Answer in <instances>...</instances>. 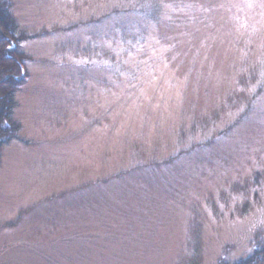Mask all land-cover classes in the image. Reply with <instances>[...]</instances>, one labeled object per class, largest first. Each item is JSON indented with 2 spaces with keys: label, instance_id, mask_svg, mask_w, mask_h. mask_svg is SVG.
<instances>
[{
  "label": "rangeland",
  "instance_id": "rangeland-1",
  "mask_svg": "<svg viewBox=\"0 0 264 264\" xmlns=\"http://www.w3.org/2000/svg\"><path fill=\"white\" fill-rule=\"evenodd\" d=\"M1 5L21 129L0 144V264L263 252L264 0Z\"/></svg>",
  "mask_w": 264,
  "mask_h": 264
},
{
  "label": "trees",
  "instance_id": "trees-1",
  "mask_svg": "<svg viewBox=\"0 0 264 264\" xmlns=\"http://www.w3.org/2000/svg\"><path fill=\"white\" fill-rule=\"evenodd\" d=\"M0 0V144L5 138L14 136L17 138L19 130L21 127H17L11 121V116L13 115V110L16 106L15 94H16V84L15 81H5L2 80L3 76L8 77V75H17L20 74V69L17 67L15 61L20 62V58L8 59L6 56V46L8 45V37H14L17 35L18 28L15 25V20L3 10ZM138 3L139 0H134ZM146 2V1H144ZM138 6V4L136 5ZM143 4H139V10L143 11L142 13L148 15L150 12L147 9H143ZM156 10V9H155ZM14 40V39H13ZM14 56V55H13ZM3 143V142H2ZM255 259V258H254ZM251 260L246 264H264V250L261 253L256 255L255 260Z\"/></svg>",
  "mask_w": 264,
  "mask_h": 264
}]
</instances>
